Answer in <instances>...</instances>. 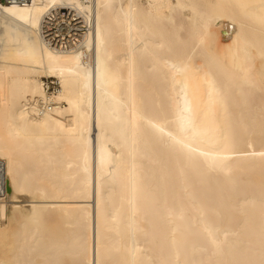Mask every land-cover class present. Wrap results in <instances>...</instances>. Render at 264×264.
Returning <instances> with one entry per match:
<instances>
[{"label":"bare ground","instance_id":"1","mask_svg":"<svg viewBox=\"0 0 264 264\" xmlns=\"http://www.w3.org/2000/svg\"><path fill=\"white\" fill-rule=\"evenodd\" d=\"M0 163V264H264V0L0 6Z\"/></svg>","mask_w":264,"mask_h":264},{"label":"built area","instance_id":"2","mask_svg":"<svg viewBox=\"0 0 264 264\" xmlns=\"http://www.w3.org/2000/svg\"><path fill=\"white\" fill-rule=\"evenodd\" d=\"M31 0H0V6L28 4ZM82 18L75 11L54 7L42 19L40 32L44 43L59 52H66L75 45L79 38L88 31ZM53 86V84H52ZM53 91V87L51 92ZM50 105L43 103L42 109ZM0 165H2L0 163ZM1 185V183H0ZM5 185V184H4ZM5 187V186H4Z\"/></svg>","mask_w":264,"mask_h":264},{"label":"rangeland","instance_id":"3","mask_svg":"<svg viewBox=\"0 0 264 264\" xmlns=\"http://www.w3.org/2000/svg\"><path fill=\"white\" fill-rule=\"evenodd\" d=\"M46 81L50 82L51 84H52V83L54 84L56 80H55V79H49V80H46ZM52 87L54 88V85H53ZM51 90H52V88H51ZM53 90H54V89H53ZM50 92H51V91H50Z\"/></svg>","mask_w":264,"mask_h":264}]
</instances>
